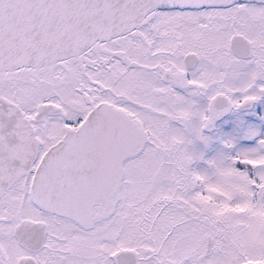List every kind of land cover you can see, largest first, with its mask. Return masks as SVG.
I'll list each match as a JSON object with an SVG mask.
<instances>
[{
    "label": "snow or ice",
    "instance_id": "1",
    "mask_svg": "<svg viewBox=\"0 0 264 264\" xmlns=\"http://www.w3.org/2000/svg\"><path fill=\"white\" fill-rule=\"evenodd\" d=\"M0 264H264V0H0Z\"/></svg>",
    "mask_w": 264,
    "mask_h": 264
}]
</instances>
